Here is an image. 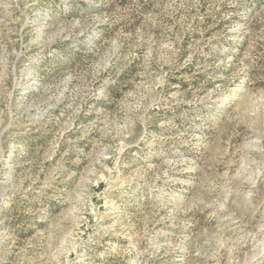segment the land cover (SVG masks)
Returning <instances> with one entry per match:
<instances>
[{"label": "rangeland", "instance_id": "obj_1", "mask_svg": "<svg viewBox=\"0 0 264 264\" xmlns=\"http://www.w3.org/2000/svg\"><path fill=\"white\" fill-rule=\"evenodd\" d=\"M0 264H264V0H0Z\"/></svg>", "mask_w": 264, "mask_h": 264}]
</instances>
